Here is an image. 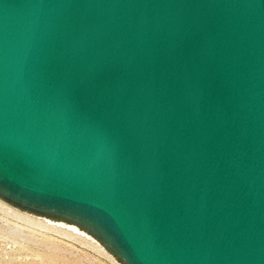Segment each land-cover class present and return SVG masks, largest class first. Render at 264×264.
I'll return each instance as SVG.
<instances>
[{
    "label": "water",
    "instance_id": "water-1",
    "mask_svg": "<svg viewBox=\"0 0 264 264\" xmlns=\"http://www.w3.org/2000/svg\"><path fill=\"white\" fill-rule=\"evenodd\" d=\"M0 192L124 264H264V0H0Z\"/></svg>",
    "mask_w": 264,
    "mask_h": 264
},
{
    "label": "rangeland",
    "instance_id": "rangeland-1",
    "mask_svg": "<svg viewBox=\"0 0 264 264\" xmlns=\"http://www.w3.org/2000/svg\"><path fill=\"white\" fill-rule=\"evenodd\" d=\"M62 231L50 221L0 207V264H120L94 241Z\"/></svg>",
    "mask_w": 264,
    "mask_h": 264
},
{
    "label": "bare ground",
    "instance_id": "bare-ground-1",
    "mask_svg": "<svg viewBox=\"0 0 264 264\" xmlns=\"http://www.w3.org/2000/svg\"><path fill=\"white\" fill-rule=\"evenodd\" d=\"M0 207H5L7 209H10L11 211H14V213H16V214L23 213L25 215H28V216L34 218V219L36 218V219H40L41 221H50L54 226H56V228L63 229L64 232L62 231L63 232L62 234L66 235L67 237H70V238L78 237V238L86 240V241H94V244H96L98 246V248H100L102 250H104V248L107 247L104 243H102L98 239V237L94 233L89 231L83 225H81V224H79V223H77L71 219H68L66 217L60 216V215H56L53 213H49L46 211H42V210H38V209H34L31 207L21 205V204L15 202L13 200L7 198L1 192H0ZM62 225H64V226H62ZM58 232H60V231H58ZM66 232L72 233V234L67 235ZM87 236H89V237H87ZM109 253H111L112 256L115 257L114 258L115 262H118L120 264H124L123 261L111 251V249H109Z\"/></svg>",
    "mask_w": 264,
    "mask_h": 264
}]
</instances>
